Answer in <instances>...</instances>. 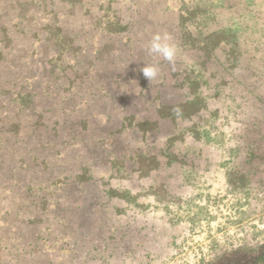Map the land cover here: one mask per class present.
Segmentation results:
<instances>
[{
    "label": "rangeland",
    "instance_id": "rangeland-1",
    "mask_svg": "<svg viewBox=\"0 0 264 264\" xmlns=\"http://www.w3.org/2000/svg\"><path fill=\"white\" fill-rule=\"evenodd\" d=\"M194 1L0 0V264H220L264 246V1L215 9L202 38L241 26L233 53L183 45ZM157 33L174 63L148 53ZM187 76L200 110L164 117L193 98Z\"/></svg>",
    "mask_w": 264,
    "mask_h": 264
},
{
    "label": "trees",
    "instance_id": "trees-1",
    "mask_svg": "<svg viewBox=\"0 0 264 264\" xmlns=\"http://www.w3.org/2000/svg\"><path fill=\"white\" fill-rule=\"evenodd\" d=\"M235 1L200 0L199 2L194 1L193 6L183 5L182 3L179 10V21L183 32V45L201 50L204 53H211L220 47L227 48L232 53L236 49H239V36H241L239 31L241 26L235 29H220L208 34L206 38H202V33L205 31V28L220 15L215 9L226 6V3L233 4ZM256 2L257 0H240L238 5L247 3L246 8L249 9V6H256ZM233 5L235 6V4ZM194 32L198 33V35H194ZM188 77L185 78L182 86L187 87L190 93L189 96L193 98L175 106L164 107V112L168 113L164 117L176 120L178 118L188 117L200 110L201 98L198 94V77L196 80H190ZM220 264H264V246L254 256L240 255L227 259Z\"/></svg>",
    "mask_w": 264,
    "mask_h": 264
},
{
    "label": "clouds",
    "instance_id": "clouds-1",
    "mask_svg": "<svg viewBox=\"0 0 264 264\" xmlns=\"http://www.w3.org/2000/svg\"><path fill=\"white\" fill-rule=\"evenodd\" d=\"M148 53L159 56L169 63H174L177 57V48L171 43V37L168 34H155L148 44ZM143 76L151 83L159 76V68L154 64H146L142 68Z\"/></svg>",
    "mask_w": 264,
    "mask_h": 264
}]
</instances>
